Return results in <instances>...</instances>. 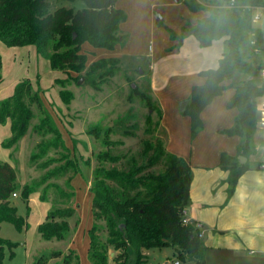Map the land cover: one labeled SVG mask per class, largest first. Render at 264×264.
Segmentation results:
<instances>
[{
  "label": "trees",
  "instance_id": "obj_1",
  "mask_svg": "<svg viewBox=\"0 0 264 264\" xmlns=\"http://www.w3.org/2000/svg\"><path fill=\"white\" fill-rule=\"evenodd\" d=\"M82 1L85 3L82 9L75 11L62 6L51 12L50 0H0V41L12 47L33 45L37 55L47 59L51 68L64 70L67 77L57 78L54 82L59 85L60 99L66 105L73 98L72 91L65 86L68 79L77 81L83 77L94 89H100L96 79L102 81L104 77L113 76L119 65L117 57H100L87 64L82 44L87 42L92 47L113 49L123 39L118 30L126 19V12L116 6L117 0ZM235 1L264 6V0ZM207 2L208 5L204 6L194 0L186 1L191 10L202 8L207 14L195 24L185 22L178 33L173 32V37L180 44L185 37L193 35L202 47L226 37L225 48L215 68L199 71L204 81L191 86L186 98L188 102L181 113L189 116L190 136L193 137L202 127V109L226 86L234 88L227 105L235 107L237 113L234 125L226 132L239 134L243 138L241 154H248L252 150V130L257 122L256 98L264 95V85L256 83L254 79L264 68V62L251 59L255 53L250 43L253 37L250 33L253 12L221 7L220 0ZM1 68L0 54V82ZM235 72L244 73L247 77L226 84L224 81L232 79ZM140 94L150 103L147 94ZM32 105L43 113L32 129L41 135L52 134L53 137L37 143V151L30 154V161L44 155L50 147L60 145L66 153L60 155L62 163L47 169L41 178L21 187L15 168L8 161L0 160V224L8 221L18 230L28 226L27 215L20 216L10 202L18 189L22 199L27 200L31 192L42 186L40 199L47 200L48 189L54 187V199L37 230L43 239L64 240L71 231L69 219L76 212V208L68 203L74 197V190L66 191L50 180L70 170L72 174L65 183L71 188L70 180L80 172V167L65 145L53 116L46 112L39 91L32 89L28 78L18 81L12 94L0 100V123L10 121V136L0 143L8 148L22 138L33 117ZM155 107L158 118H161L160 108ZM147 123H150L149 116ZM86 133L99 139L104 147L96 153L97 164L92 169L88 186L93 217L88 229L87 257L90 264H109V248L115 252L111 256L114 264H146L144 251L165 245H172L176 249L179 260L192 259L196 264H204L207 247L202 240L201 230L193 223H184L182 220L183 209L189 203L191 167L188 161L169 152L161 140L153 142L145 139L141 162L129 158L125 166H117L125 155L110 151V147L116 143L111 138L113 128L95 123L87 128ZM56 160L50 158L40 163V166L46 168ZM159 162L163 163L161 171L150 170ZM219 165L231 171L228 179V193L231 194L237 180L249 167L247 158L244 163H240L237 156L222 153ZM100 220L102 225L98 222ZM100 229L106 230L104 238L99 235ZM15 245L0 236V264H4V247L10 249L9 255L12 257ZM59 254L60 251H50L46 256L40 254L32 264H44L46 258ZM62 264H79L74 249L64 253Z\"/></svg>",
  "mask_w": 264,
  "mask_h": 264
},
{
  "label": "rangeland",
  "instance_id": "obj_2",
  "mask_svg": "<svg viewBox=\"0 0 264 264\" xmlns=\"http://www.w3.org/2000/svg\"><path fill=\"white\" fill-rule=\"evenodd\" d=\"M186 1L188 0H118L117 5L122 6L126 11V19L118 30L119 34L123 35V39L113 49L92 47L87 42L82 44V50L87 55V64L100 57H118L119 65L115 74L104 77L102 81L96 79L100 89H94L85 80L78 83V80L68 79L65 86L73 94L68 105L60 99V87L54 82L57 78L67 77L64 70L51 68L47 59L37 55L33 45L19 48L7 46L0 41L2 59L0 100L12 94L18 81L28 78L32 89L39 91L44 100L46 112L53 116L62 133L65 145L80 167V172L70 180L72 189L65 183V180L72 174L70 170L50 180L66 191L74 190V197L70 198L68 203L76 208V212L69 219L71 231L64 240L43 239L37 230L38 224L45 220L54 199V187L48 189L47 200L40 199L39 194L42 186L39 190L31 192L27 200L22 199L20 189L11 196L10 202L16 207L17 213L23 217L27 215L28 226L18 230L8 221L1 222L0 236L16 243L12 248V257L9 255L10 249L7 246L4 247V264H32L38 255L46 256L50 251H60L61 254L46 258L44 264H62L63 255L68 249H74L77 253L79 264H90L87 257L88 229L93 217L91 192L88 186L92 179V169L97 164L96 153L104 147L99 139L86 133V130L95 123H99L102 127L111 126L113 128L114 133L111 134V138L116 143L110 147V151L114 154L125 155L122 161L116 164L117 166H125V161L129 158H135L141 162L145 139L153 142L161 140L164 143L163 135L165 136V134L163 132L165 130L159 123L161 118H158L155 106L161 110L164 102L169 98H175L172 89L175 82L185 75V63L187 59H190L185 51L193 52L190 45L187 48H181V43L179 44L178 40L173 37V32L178 33L185 22L189 21L195 24L198 18L207 14V11L202 8L191 10ZM220 1L221 4L224 3L223 0ZM62 6L76 11L84 8L85 3L82 0H50L49 11L52 12ZM254 11L260 12V9L256 8ZM158 15L162 18L160 21H157ZM261 21L262 19L251 21L250 33L257 39L259 48L258 52L253 53L251 59L264 62V38H261ZM190 38L195 39L194 36H190ZM242 77L246 78L247 75L235 72L232 79H226L224 82L226 84L229 83L228 81L238 82ZM254 79L258 84L264 82L260 71ZM153 82L157 85L156 89L152 88ZM161 83L164 86L160 88ZM228 88L230 86H226L224 89ZM159 92H161L160 95ZM140 93L147 94L150 97V103L145 101ZM182 100L175 101L178 110L179 102ZM256 100L257 122L252 133L257 132L256 136L259 141L257 145L264 146V127L259 126L260 119L264 118V112H262L264 110L260 107L264 102V95ZM31 109L33 117L22 138L8 148L0 143V160L8 161L15 168L19 187L41 178L47 169L62 163L63 160L59 159L60 155L66 153V150H63L59 145L48 148L44 155L35 161H30V154L37 151V143L53 137L52 134L41 135L32 129L33 125L39 122L43 113L35 105H32ZM177 115L184 118V121L185 119L189 121L188 116L180 111ZM147 116L150 117V123H147ZM182 119L179 120L178 125L180 133L183 132ZM198 133L199 131L195 136ZM233 134L239 135L235 132ZM9 136L10 121L6 120V122L0 123V142ZM195 136L191 137L189 130L188 146ZM193 145L196 146L195 143ZM253 150L254 147L251 151ZM193 152H195L194 148ZM240 155L243 154H238L237 158ZM243 156L245 158L247 156L248 162L252 163L251 153ZM50 158L57 160L50 162L46 168H42L40 163ZM162 164L159 162L150 170L159 172L163 169ZM106 165L109 166V163ZM98 222L103 224L101 220ZM256 225L258 226V224ZM98 232L103 238L106 235L104 229H100ZM109 251V264H114L111 256L115 252L112 248H109ZM144 252L146 264H164L166 261L177 259V251L172 245L153 247ZM206 252L205 258L208 264H214L215 253L213 256L208 251L206 256ZM180 261L181 264H196L192 259H180Z\"/></svg>",
  "mask_w": 264,
  "mask_h": 264
},
{
  "label": "crops",
  "instance_id": "obj_3",
  "mask_svg": "<svg viewBox=\"0 0 264 264\" xmlns=\"http://www.w3.org/2000/svg\"><path fill=\"white\" fill-rule=\"evenodd\" d=\"M116 6L123 9L117 2ZM190 36L193 35L185 37L180 44L183 49L190 45L193 50L185 51L190 56L185 63L186 73L175 82L172 89L175 98L162 104L160 120L165 130V148L184 158L191 167L189 203L183 209V217L190 223L201 222L202 240L206 251L213 256L215 253L214 264H264V146L257 145V132L254 131L251 138L252 163L248 162L249 167L241 174L231 194L228 193L231 171L219 165L222 153L241 154L243 138L226 132L234 125L237 113L235 107L227 105L234 88L223 89L202 109V129L189 146L190 118L188 116L189 121H184L177 115L180 110L175 101L187 98L191 86L204 81L199 71L215 68L225 48L226 37L200 47L195 36V39ZM163 86L161 83L160 88ZM152 88H157L156 83H152ZM180 119L183 121L182 133L178 128ZM204 264H208L206 258Z\"/></svg>",
  "mask_w": 264,
  "mask_h": 264
},
{
  "label": "built area",
  "instance_id": "obj_4",
  "mask_svg": "<svg viewBox=\"0 0 264 264\" xmlns=\"http://www.w3.org/2000/svg\"><path fill=\"white\" fill-rule=\"evenodd\" d=\"M194 1L200 5H204V6L208 5L207 0H194ZM219 6L239 9V10H251L253 12L252 20H259V19H262V16H264V12H262L264 11V6H255V5H250L246 3H238L235 0H229L228 2L219 4ZM256 8L260 9V12H255L254 9ZM250 43L253 45L254 52L255 53L258 52L259 48L257 46V39L255 37H252L250 40ZM260 74H261L262 79H264V68L260 69ZM261 84L264 85V82H262ZM260 107L262 110H264V102L261 103ZM257 110H258V106H257ZM259 126L264 127V118L260 119ZM13 195H15V193H13ZM182 220L184 223H190L186 219H184V217L182 218ZM193 224L196 228H199L201 230V222L196 221ZM166 264H181V262L179 259H174L170 262H166Z\"/></svg>",
  "mask_w": 264,
  "mask_h": 264
},
{
  "label": "water",
  "instance_id": "obj_5",
  "mask_svg": "<svg viewBox=\"0 0 264 264\" xmlns=\"http://www.w3.org/2000/svg\"><path fill=\"white\" fill-rule=\"evenodd\" d=\"M161 19H162L161 16L158 15L157 21H160ZM261 38H264V16H262V21H261ZM83 80H84L83 77H80L78 79V83H82ZM187 102H188L187 99H184V100L179 102V110L180 111L184 110ZM238 160L240 163H244L246 158L243 155H240V156H238Z\"/></svg>",
  "mask_w": 264,
  "mask_h": 264
}]
</instances>
